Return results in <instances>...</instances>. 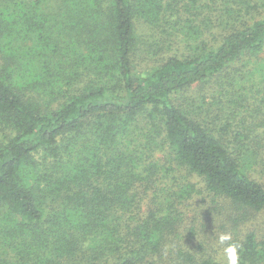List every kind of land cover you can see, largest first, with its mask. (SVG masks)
I'll list each match as a JSON object with an SVG mask.
<instances>
[{"label":"trees","instance_id":"trees-1","mask_svg":"<svg viewBox=\"0 0 264 264\" xmlns=\"http://www.w3.org/2000/svg\"><path fill=\"white\" fill-rule=\"evenodd\" d=\"M33 1L0 0V264H225L226 230L264 264L238 235L264 211V0Z\"/></svg>","mask_w":264,"mask_h":264},{"label":"rangeland","instance_id":"rangeland-1","mask_svg":"<svg viewBox=\"0 0 264 264\" xmlns=\"http://www.w3.org/2000/svg\"><path fill=\"white\" fill-rule=\"evenodd\" d=\"M27 1H30V0H27ZM45 3L49 6H58L60 4V1L59 0H47ZM142 23H143L142 21H138V23H137V27H138L137 34H140V36H145L149 39L148 28L146 26H144ZM214 30H215V36H219L218 29H214ZM217 39H218V37H217ZM217 39H216V41H217ZM208 40H209V42H211L213 44L215 43V38H213V37L211 38V36L208 37ZM149 51H150L151 55L155 57V55H153V53H152V51H154V50L149 49ZM8 54H9V52L7 51L4 43L0 40V63L10 65V60H7ZM164 56L165 55H161V57H159L157 59L151 58L152 60H149V63L153 62V61H157ZM142 62H147V61L144 58H141L140 64ZM81 79L84 80V82H85V79L83 77ZM208 90H209L208 86H205V87L199 86L197 89H189L188 91H185L183 94L181 93L180 96L182 98H184L183 99L185 101L184 103H186V105H188L189 103L199 102L201 100L200 94L202 92H208ZM35 96H36V93H35ZM255 177L258 180L264 181V178L259 176L257 173H255ZM240 225L241 226L238 227L239 228L238 229V235L242 236L247 231L254 230L258 236V239H260L261 241L264 242V211L252 212L250 214H246L245 221L243 223H241ZM10 232H12V231H10ZM8 233H9V231L3 229L2 231H0V237L5 236ZM14 233H16V230H13V234ZM11 238L12 239L10 241H8L6 243V245L3 246L4 248L0 247V256H5L6 254H9V253H10L9 256H12L13 254H15V250L11 249V243H12V245H14V242H13L14 239L12 236H11ZM4 240L5 239H0V241H4ZM174 246L184 247L180 244H177ZM3 250H5V253L3 252ZM9 256H7V257L10 258Z\"/></svg>","mask_w":264,"mask_h":264},{"label":"clouds","instance_id":"clouds-1","mask_svg":"<svg viewBox=\"0 0 264 264\" xmlns=\"http://www.w3.org/2000/svg\"><path fill=\"white\" fill-rule=\"evenodd\" d=\"M217 244L221 246L225 264H239L240 244L234 239L231 231L226 230L218 233Z\"/></svg>","mask_w":264,"mask_h":264}]
</instances>
